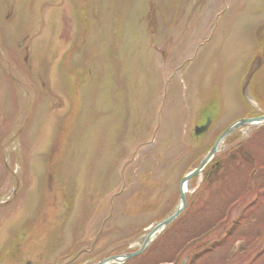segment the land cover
Returning a JSON list of instances; mask_svg holds the SVG:
<instances>
[{
    "label": "rangeland",
    "instance_id": "obj_1",
    "mask_svg": "<svg viewBox=\"0 0 264 264\" xmlns=\"http://www.w3.org/2000/svg\"><path fill=\"white\" fill-rule=\"evenodd\" d=\"M151 1L0 0V235L38 216L49 179L45 162L52 166L56 161L54 177L63 193L77 195L75 210L86 205L87 196L101 193L110 199L113 190L127 193L143 181L149 185L161 178L164 193L157 187L150 195L155 197L153 211L116 219L117 233L132 223L147 232L175 200L189 155L177 170L168 163L193 150L189 131L198 125L197 114L210 103L220 118L211 115L214 133L245 109L239 77L244 72L247 77L262 61L264 79V52L255 50L261 39L254 37L259 25L264 33V22L258 24L264 18V0ZM250 54L252 65L246 63V72L243 63ZM37 73L46 92L51 88L57 94L42 97ZM75 87L79 97L70 94ZM70 113L68 132L61 117ZM257 127L240 128L217 154L232 151ZM200 182L201 176L195 185L188 182V201ZM242 207L235 203L227 226L211 231L198 250L183 252L181 230L200 227L193 218L184 222V214L198 215L187 206L142 258L159 257L162 264H249L264 247L263 224H255L264 221V202L242 225L231 227ZM227 233L228 241L195 260L194 255ZM143 237L128 240L124 247L138 246ZM251 264H264V254Z\"/></svg>",
    "mask_w": 264,
    "mask_h": 264
},
{
    "label": "flooded vegetation",
    "instance_id": "obj_2",
    "mask_svg": "<svg viewBox=\"0 0 264 264\" xmlns=\"http://www.w3.org/2000/svg\"><path fill=\"white\" fill-rule=\"evenodd\" d=\"M76 196L47 192L38 216L6 237L0 264H97L119 254L118 246L124 242L118 241L115 227H105V222L97 224L99 200H90L81 210H75ZM96 206L94 213L86 210ZM119 264L135 263L131 259Z\"/></svg>",
    "mask_w": 264,
    "mask_h": 264
},
{
    "label": "trees",
    "instance_id": "obj_3",
    "mask_svg": "<svg viewBox=\"0 0 264 264\" xmlns=\"http://www.w3.org/2000/svg\"><path fill=\"white\" fill-rule=\"evenodd\" d=\"M224 128L217 129L210 142L200 151L192 152L190 161L184 170L197 165L200 156L211 147ZM226 143H230V137L226 139ZM217 158L220 160V164L204 171L201 187L191 199L195 205L193 206L191 203L189 210L192 211V214L198 215H191L189 218V214H184L187 216L184 222L193 218L200 227L189 231L184 228L181 230V243L183 244L181 251L183 252L188 247L198 250L201 242L211 234V231L227 226L231 207L235 203L239 202L243 207L238 221L235 225L232 223L231 227H236L238 223L242 225L245 219L250 218L253 211L264 202V131L261 130L255 137L246 141L240 143L237 141V145L232 151L222 152ZM136 193L140 194L141 191ZM177 196L176 191L174 202L171 206L165 207L164 213L159 218L165 217L172 211ZM210 212H215V214ZM255 224L257 226L263 224L264 227V221H256ZM229 233L221 240H217L213 246L216 248L223 245ZM160 251L161 247L156 249L157 254ZM260 254H264V247L257 256ZM257 256L250 259L249 263L253 262Z\"/></svg>",
    "mask_w": 264,
    "mask_h": 264
},
{
    "label": "water",
    "instance_id": "obj_4",
    "mask_svg": "<svg viewBox=\"0 0 264 264\" xmlns=\"http://www.w3.org/2000/svg\"><path fill=\"white\" fill-rule=\"evenodd\" d=\"M261 121H264V116L251 117V118H242V119L234 121L230 125H228L220 133V135L217 137L216 141L214 142V144L212 145L210 150L202 158V160L200 161L199 165L196 168H194L193 170H190L189 172H187L186 174H184L182 176V178L180 180V183H179V203H178V207L175 210V212L171 216L166 218L165 220L157 223L147 233V235L145 236V239H144L141 247L137 251L121 255L120 257H115L114 256L113 259H126V258L135 256L138 253L142 252L148 246V244L150 243L151 239L155 236V233L159 232L163 228H165L171 221H173L181 213V211L183 210V208L186 205V198H185L184 189H185V184H186L187 180L190 179L191 177H193L194 175L199 174L202 171V169L205 167L207 162L212 158V156L216 152L217 148L219 147V145L222 142V140L224 139V137L226 135H228L231 131L237 129L238 127H240L242 125L251 124V123H254V122H261ZM98 264H101V263H98Z\"/></svg>",
    "mask_w": 264,
    "mask_h": 264
}]
</instances>
